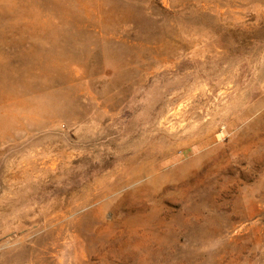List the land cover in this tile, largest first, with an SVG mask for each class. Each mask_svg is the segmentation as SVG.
Listing matches in <instances>:
<instances>
[{
    "label": "rangeland",
    "instance_id": "374dc122",
    "mask_svg": "<svg viewBox=\"0 0 264 264\" xmlns=\"http://www.w3.org/2000/svg\"><path fill=\"white\" fill-rule=\"evenodd\" d=\"M0 264H264V0H0Z\"/></svg>",
    "mask_w": 264,
    "mask_h": 264
}]
</instances>
